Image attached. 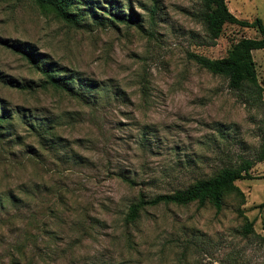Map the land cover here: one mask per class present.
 I'll return each instance as SVG.
<instances>
[{"label": "rangeland", "instance_id": "1", "mask_svg": "<svg viewBox=\"0 0 264 264\" xmlns=\"http://www.w3.org/2000/svg\"><path fill=\"white\" fill-rule=\"evenodd\" d=\"M75 1L72 24L35 0H0V264H264V160L219 210L147 204L126 221L139 195L254 160L264 48L241 92L193 57L258 33L225 23L210 38L200 0ZM224 1L264 21V0Z\"/></svg>", "mask_w": 264, "mask_h": 264}, {"label": "trees", "instance_id": "2", "mask_svg": "<svg viewBox=\"0 0 264 264\" xmlns=\"http://www.w3.org/2000/svg\"><path fill=\"white\" fill-rule=\"evenodd\" d=\"M200 1L202 3L200 21L210 38H217L225 23L250 28L258 33V37H242L237 40L224 57L207 58L197 55L193 57L194 61L209 73L222 76L230 90L241 92L245 89L246 83L253 79L254 69L250 55L251 50L264 48V21L257 17L250 21L235 17L227 9L224 0ZM35 2L47 7L63 21L72 24L77 22V15L69 10L71 4L76 2L75 0H35ZM34 67L46 78V82L50 83L51 81V83L60 86V83L45 66L35 63ZM260 104L264 111V97L260 99ZM0 118H2V115ZM260 160H264V137L261 140L259 152L254 157V160L241 159L236 165L224 166L210 177L198 179L183 189L175 190L169 194H159L150 199H145L143 195H139L136 203L129 206L126 221H133L140 209L147 204L172 203L185 205L195 201L198 205L208 203L215 210H219L224 195L233 191L238 192L234 181L252 178L249 169L255 161ZM257 206L259 208L264 206V202L259 203ZM261 229L263 232L261 240L264 242V223H262ZM251 230V222H245L243 232L248 233Z\"/></svg>", "mask_w": 264, "mask_h": 264}]
</instances>
